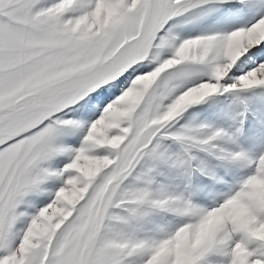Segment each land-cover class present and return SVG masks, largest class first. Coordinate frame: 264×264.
<instances>
[{
  "label": "snow or ice",
  "instance_id": "6c2138e0",
  "mask_svg": "<svg viewBox=\"0 0 264 264\" xmlns=\"http://www.w3.org/2000/svg\"><path fill=\"white\" fill-rule=\"evenodd\" d=\"M0 264H264V0H0Z\"/></svg>",
  "mask_w": 264,
  "mask_h": 264
}]
</instances>
